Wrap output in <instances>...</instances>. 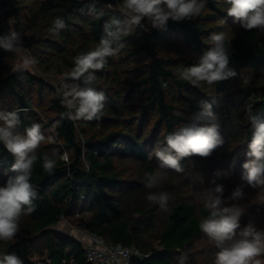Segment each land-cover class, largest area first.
I'll list each match as a JSON object with an SVG mask.
<instances>
[{
	"label": "trees",
	"instance_id": "16d2710c",
	"mask_svg": "<svg viewBox=\"0 0 264 264\" xmlns=\"http://www.w3.org/2000/svg\"><path fill=\"white\" fill-rule=\"evenodd\" d=\"M204 3L192 20H169L166 30L150 25L145 30L127 24L123 0H117V7L97 0H0V36L11 27L21 34L38 70L65 74L63 82L54 85L30 70L14 69L18 52L0 49V110L23 109L18 130L23 133L39 123L45 137L31 177L38 193L34 210L21 216L13 240L0 241V256L15 253L24 264H89L85 243L57 227L66 219L110 245L136 246L141 255L132 264H178L182 254L188 257L186 264H214L218 249L199 228L208 212L203 199L187 192L193 189L202 197V182L215 180L229 195L234 164L235 171H241L249 159L247 112L264 113V31L234 24L226 0ZM7 7L15 18L11 25L4 15ZM58 17L67 27L53 33L49 29ZM112 18L120 20L127 33H122L126 47L95 72L91 86L105 93L103 115L92 121L66 119L62 86H84L82 79L67 77L73 58L96 47L105 35V22ZM218 32L225 33L229 67L237 75L199 87L181 80L179 72L198 63L211 47L209 35ZM213 100L224 145L210 157L181 160L183 172L167 169L160 186L148 189L144 174L158 169L155 151L178 127L210 124V118L199 116L200 102ZM45 153L57 161L51 173L42 166ZM13 162L0 142V186L15 175ZM157 191L169 194L166 207L147 200L148 193ZM257 211L262 219V210ZM245 215L243 221L260 225L259 218Z\"/></svg>",
	"mask_w": 264,
	"mask_h": 264
},
{
	"label": "clouds",
	"instance_id": "9594fccd",
	"mask_svg": "<svg viewBox=\"0 0 264 264\" xmlns=\"http://www.w3.org/2000/svg\"><path fill=\"white\" fill-rule=\"evenodd\" d=\"M226 3L229 5L227 15L234 24L249 31H264V0H226ZM204 7V0H123L121 11L127 18L128 25L145 30L150 25L156 30H166L169 20H192L199 16ZM99 15L97 14V18ZM11 23L9 20L10 25ZM66 27L64 20L58 17L49 30L58 33ZM104 31L105 35L93 50L82 52L73 58L74 67L67 77L73 80L82 79L84 86H62L61 104L66 109L62 116L66 119L92 121L99 120L103 115L105 93L91 85L96 80L95 72L105 67L107 58L116 56L126 47L122 33L127 34L121 28V21L116 18L105 22ZM208 39L211 47L200 56L198 63L184 67L179 72V78L194 87H199L201 82L212 85L237 75L229 67L230 53L225 46V33H211ZM0 49L11 53L20 52L21 34L10 27L6 36H0ZM21 60V68H27L36 62L30 55L23 56ZM213 103L214 100L212 103L200 102L202 111L199 116L210 118V124L183 125L166 136L165 146L155 151L159 161L157 171L144 174L148 189L160 186L167 169L183 172L181 160L192 156L210 157L218 147L224 145L225 139L220 132L219 123L216 122ZM20 111L23 109L0 110V142L13 157L10 170L15 173L0 186V241L4 242L17 236L21 216L34 210L33 201L38 198L31 177L34 164L41 159L37 150L45 137L39 123H33L23 133L18 130ZM247 118L251 125V140L247 143L246 152L249 159L242 165V183L225 197L224 186L213 180V186L206 188L203 194V206L208 215L201 218L199 228L218 249L214 264H262L258 257L264 255V230L251 223L243 228L240 225L241 217L245 213V208L239 203L244 197V187L264 188V113L249 109ZM56 162L54 155L45 153L42 156V166L46 172L51 173ZM146 198L150 203L159 204L163 208L167 205L169 194L163 191L150 192ZM187 259L182 254L178 257V264H186ZM0 264L24 262L15 253H8L0 256Z\"/></svg>",
	"mask_w": 264,
	"mask_h": 264
},
{
	"label": "rangeland",
	"instance_id": "374dc122",
	"mask_svg": "<svg viewBox=\"0 0 264 264\" xmlns=\"http://www.w3.org/2000/svg\"><path fill=\"white\" fill-rule=\"evenodd\" d=\"M27 55L31 56V53L22 45V50L20 52H18L17 57L14 61V69L21 68L20 67V65L22 63L21 58L23 56H27ZM24 69L30 70L32 73L38 75L41 78H45L50 83L57 85V86H59V84L61 82H63V77L65 75V74L54 75L51 73H43L40 70H38V68L36 67L35 64H33L27 68H24ZM235 164L233 166L232 172L230 173L231 180L229 182L230 188L228 190V191H230V193L237 185L242 183L240 177H241L243 170L235 171V167H236ZM202 183H203V185L206 186V187H204V190L206 188L213 186L211 180H206V181H203ZM180 185H181L180 181H177L176 188H180ZM192 190L193 189L188 190V192H187L188 195H190V196L195 195V199H198V200L203 199V196L201 197L200 195H196L194 193V191H192ZM229 195H224V196L228 197ZM263 201H264V188L258 187V188L254 189L250 186L244 187V197L242 200L239 201V203L245 208V213L243 214V216L247 217V215H245V214L251 213L253 215V220L256 219V217L259 218L258 222L260 225H255V227L258 229H262V230H264V217H262V219H261V216L258 214V211L256 212V210L257 209L262 210L263 216H264V207H263L264 203H263ZM257 214H258V216H257ZM82 215H83V213H80L75 218H80V216H82ZM249 223L253 224V222H249ZM249 223H248V221H243L242 218L240 220L241 228L248 225ZM57 227L59 229L65 231V232H68V233L74 235L75 237L79 238L80 240H84L86 237V231L85 230L79 229L78 227H76L74 224H71L66 219H62L58 223ZM202 241H204V240H202ZM258 259H260L262 261V264H264V255L258 257ZM211 264H213V263H211Z\"/></svg>",
	"mask_w": 264,
	"mask_h": 264
},
{
	"label": "built area",
	"instance_id": "2783aa9c",
	"mask_svg": "<svg viewBox=\"0 0 264 264\" xmlns=\"http://www.w3.org/2000/svg\"><path fill=\"white\" fill-rule=\"evenodd\" d=\"M86 245V255L89 264H132L135 256L141 253L136 246L110 245L105 239L86 231L82 240Z\"/></svg>",
	"mask_w": 264,
	"mask_h": 264
},
{
	"label": "water",
	"instance_id": "95a60500",
	"mask_svg": "<svg viewBox=\"0 0 264 264\" xmlns=\"http://www.w3.org/2000/svg\"><path fill=\"white\" fill-rule=\"evenodd\" d=\"M97 1H99L101 3H106V4L113 5L115 7L117 6V0H97ZM4 15H5V19L7 21L11 20L12 21L11 24H14L15 18H14V16H13V14H12V12H11L9 7L4 9Z\"/></svg>",
	"mask_w": 264,
	"mask_h": 264
}]
</instances>
